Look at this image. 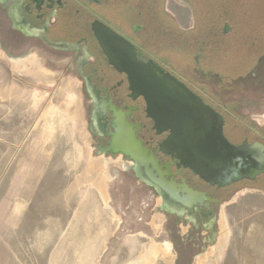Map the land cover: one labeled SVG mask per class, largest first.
<instances>
[{
	"label": "rangeland",
	"instance_id": "1",
	"mask_svg": "<svg viewBox=\"0 0 264 264\" xmlns=\"http://www.w3.org/2000/svg\"><path fill=\"white\" fill-rule=\"evenodd\" d=\"M109 1L119 14L120 4H113L119 0ZM126 1L121 0L133 7L134 18L111 24L118 29L141 26L154 15L165 18L163 9L145 12L139 0H133L134 6ZM163 1L168 5L164 10L183 20L180 25L193 22L179 0ZM215 3L199 2L206 15L200 18L202 34L214 36L221 28ZM256 3L252 9L245 2L241 15L264 14V0ZM226 14L235 16V10ZM261 19L256 15L254 21ZM2 22L0 18V264H128L149 240L170 247L168 257L159 255L154 264H199L203 255L205 264H264V176L225 193L228 198L215 209L211 231H196L167 216L159 210L160 199L131 171L122 170L120 157L96 153L77 67L60 53L17 38ZM213 41L209 39L210 46ZM228 48L221 66L233 73L240 64ZM25 54L34 55L47 72L23 70L18 64L26 61L14 64L10 57ZM259 86L245 89V106L254 109L253 122L264 125V86ZM232 87L242 98L240 85ZM102 170L110 181L105 199L98 186Z\"/></svg>",
	"mask_w": 264,
	"mask_h": 264
},
{
	"label": "flooded vegetation",
	"instance_id": "2",
	"mask_svg": "<svg viewBox=\"0 0 264 264\" xmlns=\"http://www.w3.org/2000/svg\"><path fill=\"white\" fill-rule=\"evenodd\" d=\"M200 1L179 0L190 10L193 20L180 25L183 20H176L174 15L164 10L168 7L167 2L139 0L142 11L159 9L156 14H160L163 9L165 18L159 19L160 16L154 15L151 22L126 30L123 29L126 24H122L120 29L111 25L130 23L134 18V9L127 6L126 0V3L113 1V4H120L119 14L109 0H0V18L8 31L19 34L17 38L60 53L77 67L82 88L88 97L87 129L96 141V153L120 157L122 170L131 171L138 183L144 184L150 194L153 192L154 197L160 199L159 210L162 213L182 219L196 231H211L216 220L215 209L228 198L225 193L238 183L257 182L264 172L253 180L244 178L222 187L210 185L193 175L188 168H183L180 160L175 159L172 146L166 144L170 132L156 129L148 116L145 98L130 89L126 70L118 64L119 60L116 65L109 62L93 32V25L100 23L108 26L130 43L138 51L139 59L159 74L177 94L192 102L200 100L206 108L205 115L214 118L212 138L215 144H221L215 130L222 125V136L228 143L236 147L244 142L250 146L259 144L264 155V125L255 124L254 117H250L254 109L245 106V89L251 91L259 89V84L264 86V19L259 24L254 21L256 15L264 18V14L240 13L245 2L255 9L256 2L262 0H215L222 23L214 36L200 33V27H203L200 18H206L204 6H198ZM130 4L134 6L135 3L130 0ZM199 7L203 8L200 14ZM128 8L132 12L129 13ZM230 9L235 10V16L226 14ZM153 21H160V24H152ZM32 29L40 30L39 34L32 33ZM23 30H30L31 33H24ZM211 38L214 41L210 46ZM62 43L71 45V49L52 45ZM229 46L233 48L237 65L240 64V69L233 70V73L223 71L221 66L225 67L227 51L231 50ZM10 57L14 64L36 59L29 54ZM235 84L240 85L242 98L238 96L239 91L231 92ZM217 117L221 118V123ZM113 150L118 153H112ZM142 151L152 156L155 162L153 165L140 164L149 180L159 177L157 168L167 182L178 186L181 199L187 196L182 192L185 185L194 192L203 193L204 198L192 209L183 205L176 208L168 206L154 186L139 179L136 171L139 165L123 154H139ZM166 202L171 204L169 200Z\"/></svg>",
	"mask_w": 264,
	"mask_h": 264
},
{
	"label": "water",
	"instance_id": "3",
	"mask_svg": "<svg viewBox=\"0 0 264 264\" xmlns=\"http://www.w3.org/2000/svg\"><path fill=\"white\" fill-rule=\"evenodd\" d=\"M23 32L39 34L40 30ZM93 32L109 62L116 65L119 60L118 64L126 70L130 89L145 98L148 116L156 129L170 132L166 144L172 146L176 154L174 157L180 160L183 168H188L193 175L210 185L217 184L222 187L244 178L253 180L264 172V155L259 144L250 146L244 142L238 147L231 145L222 136V125L215 130V136L221 144H215L212 138L214 118L205 115L206 108L200 100L192 102L177 94L159 74L139 59L138 51L130 43L108 26L100 23L93 25ZM52 45L61 49L72 47L67 43ZM217 120L221 123V118L217 117ZM112 153L118 152L113 150ZM123 154L139 165L136 168L139 179L154 186L168 206L176 208L183 205L192 209L194 204L204 198L203 193L194 192L185 185L182 192L187 196L181 199L178 196V186L174 182H167L157 168L159 177L149 180L140 164L153 165L155 162L146 151L139 154ZM167 200L171 201V204H168Z\"/></svg>",
	"mask_w": 264,
	"mask_h": 264
},
{
	"label": "bare ground",
	"instance_id": "4",
	"mask_svg": "<svg viewBox=\"0 0 264 264\" xmlns=\"http://www.w3.org/2000/svg\"><path fill=\"white\" fill-rule=\"evenodd\" d=\"M26 62H24L22 64H18V65H21L23 70L24 69H31V70L34 69V70H37V71H42L44 73L47 72V71H45L44 69H42L40 67L41 65L39 66L37 60L31 61L32 63H30V62L26 63ZM105 163H107V161L104 162L103 169H106V168H104L105 167ZM102 171H103L102 172L103 176L100 177V183L98 182L99 183L98 186L101 188L100 192L103 193L102 194L103 197L102 196L101 197L105 199V194H106V192H105L106 191L105 190V188H106L105 185L106 184L105 183H107L109 180L107 181V179H106L107 178V174H106L107 172H105L106 170L105 171L102 170ZM96 184H97V182H96ZM98 191H99V189H98ZM99 195H101V194H99ZM114 218H116V217H114ZM140 250L141 251H140L139 255L134 257V258H132V260H130L128 262V264H154L155 260L157 259V256L162 255V257H165V258H166V256L168 257L170 247H169L168 244H163V245L155 244V242H153V240H149V243L142 244ZM198 261H199V264H205L204 262L206 261V257L203 255L202 257H200V259Z\"/></svg>",
	"mask_w": 264,
	"mask_h": 264
}]
</instances>
